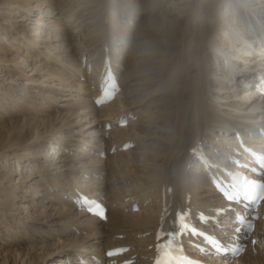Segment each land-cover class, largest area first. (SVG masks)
<instances>
[{
  "label": "bare ground",
  "instance_id": "obj_1",
  "mask_svg": "<svg viewBox=\"0 0 264 264\" xmlns=\"http://www.w3.org/2000/svg\"><path fill=\"white\" fill-rule=\"evenodd\" d=\"M11 1L13 0H0V4L3 2L9 4ZM22 1L24 0H20V2ZM33 1H37V4H28L29 2ZM43 1L44 0H27V3L24 2L25 5H22L21 3L18 5L19 7L26 10L27 13L25 14H28L32 8L38 7L40 10V2ZM89 1H91V4L93 3V6H91L92 10L90 12L95 11L94 17L98 11L105 10L107 14L105 18H109V20H111L108 22L115 20L114 14H121L122 9L124 10V7L128 8L132 5V8H134V0ZM89 1L87 0V2ZM153 2L159 3L160 0L149 1V6H153ZM220 3L224 4L226 7L228 6L236 8L239 14L237 15L239 17L236 19L232 16L234 19L233 23L232 20H229L226 17L223 18L224 21H227L226 26L229 25L228 27L223 28L230 29L229 32L223 31L221 25L217 24L216 21L213 20L217 19L218 5H220ZM257 4L260 5V8ZM178 6H175L174 3H171L169 7L164 8L163 13L160 16L163 17V19L158 27H155V22L150 20V18H147L148 23H150L149 25H146V21H144L142 25L143 27H140L141 29L143 28L141 33L142 36L149 38L152 37L149 42H152L154 38L152 42L153 45L149 47L151 52V67L141 69L143 71H138L137 69L132 71V65L129 64V66H126L127 70L124 71L125 66L122 65L123 63L117 65V62L115 63L113 58L112 60H107L110 62V64H112V68L117 73L123 88V94L120 99H116L109 104L98 107H95L91 101V96L94 94L95 82L91 79L92 71L88 70V63L85 64V67L83 68L81 56L79 55L80 59H77L76 53L74 52V47L71 46L72 44L68 45V41L71 40L70 37H67V34H62V31H57L58 27L52 24L54 28L56 27V30L52 28L54 35H51V38H55L52 40H59L61 37L60 35L66 36V38L62 39L66 43L64 48L67 46L70 48H66L65 51L62 49L61 52H65V55L60 54L56 57H53L52 54H47L46 52L42 54H45L44 57L46 61L47 59H54V61L60 64L58 66L62 67L64 70H69L66 72L76 76V79H74L75 82L71 80L73 81L72 86L74 85L76 88L74 91L78 95V99L83 98L84 100V98L87 97L89 102L86 100L85 101L89 104L88 106L91 105V117L99 118L100 120H98V124L105 123L106 121L112 124L113 128L111 129L110 136L104 142L105 146H107L106 156H110L108 164L110 163L111 165L104 168L106 161L105 164L102 165L98 160H84L86 156L87 158L88 156L90 158L93 157L94 154L92 152H94L96 155L102 153L101 151L104 149L103 145L101 146L99 142L104 140L106 132L100 130L97 133L95 132L96 130H91L89 133L87 132V139L85 140V138H83L86 143L84 141L77 142L79 143V146L80 144H82L81 146H85L83 147L85 148V152H83L82 156L78 157L76 161L72 160L70 157H66L67 155L64 159H61V161L64 162L71 161L70 163L72 165L70 166L69 173L60 174L57 167L55 168V172L49 173L47 169L49 165L46 168L43 167L39 169V167H37V169H35L39 174L38 176L40 177L37 179V183L42 185L40 192H37V189L31 186L28 187L31 189L26 191L20 188L19 184L16 185V187L14 184H8L6 182L10 181V178H8L6 174L0 173V209L7 211V213H4L3 211V214H7V216L9 213H11L10 216H12V218L15 216V220L17 221L15 224L19 225L20 227V230L13 231L12 228L5 226V231H7L6 233L11 234L9 236L19 237L20 240H23L26 236L25 241H27L24 245L18 244L20 247H17V249L13 251V264H16L17 258L15 257H19L20 254L24 260H22V264H38L40 260H44L49 257L52 258V260H58V258L64 257L61 255L62 253H65V259L69 260L72 264H78V259L76 258L78 253L84 256L85 253H91L95 251L97 247L106 248L112 245L126 244V239L127 243L131 245H134L135 241L141 242L142 255H145L146 248H143L142 244L145 243L148 245L149 240L148 236H143V233L147 232L150 227L155 226L156 215L155 205L148 204L145 207L143 206V203L148 201V194L151 190L154 192L153 194L156 195L158 186L163 183L165 176L170 173V168L174 169V156L179 151L185 152V154L181 155L179 158V165L177 164L178 168L181 170L180 172L183 176L192 179L189 187L193 190V192L197 196L203 197L202 194H199V190L203 192L206 191V185L202 184V177L199 175L184 174L183 169L185 166H187V164H191L195 161L197 155L203 148V142L205 141V138H209L212 136V133L215 132L216 135L221 133L219 135H222L223 138L225 137L227 140L234 142V136H232L234 131L236 130L242 133V127L246 129V123L250 128H256L257 130L258 126H256V121H254L257 115H254V113L256 111L261 112V107H264V105L262 106L264 99L262 98V100L259 99L257 102H255V98H253V96L256 93L254 91H246L243 98L245 100L244 102L242 101L243 99L241 102L238 101L237 103H235L236 101H226L227 105L225 106V109H227V112L220 113L218 108L221 107L220 105L223 102L222 100L232 98L228 95L230 89L228 90L226 88L224 81L227 79L229 84L233 81V77H230V75L227 74V76L223 75V70H221L223 66L220 65L219 59L221 56L225 55L229 58V61H231V65H233L234 62L237 63L239 60L250 63L253 62L252 59L250 61L247 60L248 50L245 49L244 46L238 45L242 49L236 46L233 50H231L232 48L230 49L231 44H234V40H232L231 36H234L235 34L240 36L242 35L240 34L241 31H243V34H246L245 36L243 35L245 40H242L243 42L241 43L246 44L247 41L251 44L254 43L255 48L253 49H258L260 51V55H264V44H260L262 47L255 46V33L251 32L252 30H255L256 27H258L257 31H264V21L262 20L264 19V13L260 12L261 7L264 6V0H189L185 2L184 9L180 10L181 8ZM118 9L119 11H117ZM136 10L137 12L139 11L138 9ZM180 13L181 15H179ZM94 17L88 18L91 19ZM128 17L133 19L131 16ZM39 21H42V19ZM20 25L23 26L21 30L28 32L26 24L20 23ZM144 26L152 29L149 30L148 28H144ZM73 27L74 26H72V28ZM10 29L4 30H10L9 34L7 32L4 34L5 36L9 35V37H11V34H14L13 29ZM217 31L222 32L220 37L227 35V39L231 41L229 48L227 46L222 47L221 45L227 44L226 40H224L225 43H221L218 42L217 39H214L215 37L213 35L214 33H217ZM247 32H249V35ZM33 34L35 33L33 32ZM256 34L258 35L259 33L257 32ZM46 35L49 36V33ZM121 35L124 34L121 32ZM109 36H111L114 42H119L120 40V38L115 34L111 35L110 31ZM13 38V40H16L14 36ZM39 41L40 43H44L46 50L49 49L51 51L53 48H56L59 53V46H63V44H54L50 46L41 40ZM122 43L125 44L123 41ZM143 43H145V41L137 42L136 44L138 45L140 51L145 53L146 50H144ZM105 46H108V44L106 43L103 48H105ZM242 50L244 51L241 52ZM242 54L245 55L241 56ZM115 55H120V53L116 54L115 51H113L112 56ZM59 57H67V63L60 62L61 60H59ZM215 60H217V62ZM10 62L19 64V61H16L14 58H11ZM131 62L133 65H136L135 61ZM63 64L71 65V67H64L62 66ZM258 64L261 63L253 65ZM215 67L219 69L220 73L213 71ZM135 68L136 67H133V69ZM56 70L57 69L54 68V66L51 68V66L47 65V76L49 77L54 71L57 72ZM140 72H142L144 75L148 74V77L144 80L146 83L145 87H143L141 91L140 89H136L135 91L131 88L128 90L129 86L136 84L131 82ZM258 74L263 75L261 72ZM53 75L56 76V74ZM61 76L56 77L59 81L57 84H62V87H67L71 82H69L66 77L62 78ZM262 78L264 79V75ZM85 82L87 83L85 84ZM38 86H40V84ZM55 88L50 86L47 87V90L53 92ZM223 89L225 94H220V91ZM28 93L25 94L26 99H22L23 97L20 95L15 100H17L19 103L22 102V104L25 103L23 104L25 106L21 107L20 111L26 110L27 108L28 111L26 110V112L29 113V115L23 118L21 124H19L17 121L15 124L6 125V133H0V159L6 162L8 157L12 156L14 159L23 160L24 164H31V166H33L34 164L31 163V159L28 160L26 155L29 156V152H32L33 150L43 151L44 147L46 146L45 141H48V136H55V138L59 139V142H56L53 148L58 149L59 144H61V148L65 147L68 149L71 146L75 147L74 144L69 142L70 138L72 137L71 133H73L70 128L73 127L75 123H82L84 118L82 113H80V115L76 114L77 116H80L78 119L76 118V120H72L70 114L67 115L54 113L52 115L49 110L43 109L44 105L42 107L40 106L38 109L35 108V110H31L30 104L27 101V98L30 97ZM70 93L71 91H69V94ZM10 94L12 95L11 92ZM81 94L84 96H81ZM207 94L208 98L206 97ZM258 94L259 93L256 94L257 98L259 96ZM155 95L158 97L156 99H151ZM186 97H188L187 101L184 99ZM66 98L68 97H61L60 100H65ZM145 98H147L148 101L144 106L142 105V102ZM35 99L36 96L34 97V100ZM119 100H121L119 103H122V106L118 105L117 101ZM80 102L78 104H82ZM47 103L49 104L50 102ZM137 109L144 112L142 117L145 118L136 121L132 126L129 127L116 126L115 121L118 120V117L121 116L129 118V115L132 117L138 112ZM32 114H38L42 116L41 121L37 120L35 116H31ZM48 115L50 116L47 118ZM71 115L73 116V114ZM240 117L245 118V120H249L241 125L242 127H238V125H236V123H240L236 121V119ZM143 119L146 121H143ZM229 119L232 120L233 123L228 121ZM220 121L222 122L218 124ZM36 122H43V127L39 129L37 124L35 127L34 123ZM159 122L164 123L165 128L158 129V126H153V124ZM228 123H231L230 128H234L235 130H230V128L227 127L224 129L215 127L220 124L224 125ZM259 127L264 128L263 125H259ZM149 128L152 130L150 132H146ZM157 130L158 132H156ZM161 131V135L156 134H160ZM95 135H97L96 138ZM143 135H146V137L150 138L149 142L146 143L148 140L144 139ZM255 135L258 136L257 134ZM93 138L96 140H93ZM29 139H34L35 144L27 148L21 147V145H26L22 144V141ZM128 139L132 140L133 142H139L141 145H145V143L147 145L143 148L141 147L143 150H146V152L143 153V159H139L141 162H143L139 172H135V168L133 167L135 158L130 157L132 150H121L120 143ZM115 143H117V145H115ZM112 146L117 148L119 147V149L115 150V154H109ZM25 149H28L29 152L26 154L20 153V151H24ZM79 152H82V149H80ZM113 155H116V158H118L117 164L116 162L114 164L113 158H115V156ZM137 158H139V156ZM23 170L26 172V174L21 175L23 178L20 179L21 184L28 182V180L31 181L32 177L34 176V169L26 170L23 168ZM23 170L21 171L22 173H24ZM78 173H80V175H78ZM107 174H109L111 177L109 180H116L117 183H108L106 180H104L105 184H107L109 187L102 185V179ZM43 175L44 177L42 178ZM62 175L65 177H62ZM80 177L82 178L81 180H83V182L78 184V182L75 180H78ZM114 177H116V179ZM131 181L132 183H130ZM120 183L122 185H118ZM53 185L56 188L52 187ZM115 186L118 187L116 188ZM83 189L86 192H89L91 196H101L107 202L109 211L107 213V219L105 222L95 221L85 217L80 211H75L74 206L69 201V196L71 194H75L74 191ZM129 189L131 194L127 195L126 191ZM181 189H185V185H181ZM206 193L210 194V192ZM47 194L56 196L55 199L53 198L52 204L57 205L58 207L52 208L53 211L48 210L47 208L49 207L44 206L45 208L39 209L33 205L34 203H44L45 198H47ZM131 199L140 205L141 209L139 212H132L130 210V206L132 204ZM19 217L23 220H21ZM28 221H31L32 224H27L26 222ZM56 221H58L59 225H62L60 231H54L51 228L53 224L57 223ZM38 223L43 224V226L37 225ZM37 228H41V230H37ZM30 231L39 234V238H42V243L45 244H35L38 239L34 236H31ZM64 231L66 233H64L66 237L64 236L65 239L63 240V243L57 245V242H54L56 241L54 239L57 237L53 233L55 232L58 235L60 232ZM79 231L80 233H83V235L80 237H77L79 236L78 234L76 236L72 235L73 237L71 238L68 237L76 232L79 233ZM45 233L47 235L44 238L42 235ZM135 233H139L140 235L137 236ZM50 237H53V239H51L52 241L46 243V240L48 238L50 239ZM13 241H15V239H13ZM101 243L103 244L98 246ZM67 247L70 249L67 250ZM53 248L56 251L61 250V252L57 254L54 251L55 254H57L56 257H53L52 255L46 257ZM0 260H3L1 264H7V259H5L4 256H1ZM241 261L242 264H264V253L261 249L252 247ZM49 264L65 263L63 260H61L49 262ZM136 264H143V262L142 260H139Z\"/></svg>",
  "mask_w": 264,
  "mask_h": 264
},
{
  "label": "rangeland",
  "instance_id": "obj_2",
  "mask_svg": "<svg viewBox=\"0 0 264 264\" xmlns=\"http://www.w3.org/2000/svg\"><path fill=\"white\" fill-rule=\"evenodd\" d=\"M26 1L27 0L20 2V0H13L9 4H7L5 2L0 4V133H6V130H7L6 125L15 124V123H17V121L19 124H21V121L23 120V118H25L29 115V113L26 112L27 108H26V110L20 111V108L25 106V105H23L25 103L22 104V102L19 103V102H17V100H15L20 95H21V97H23L22 99H26L25 94L28 92H29L28 94L30 95V97L27 98V101L30 104L31 110H35V108L38 109L40 106L42 107L44 105L43 109L49 110L52 115L54 113L67 114V115L70 114V116L72 117L71 119L76 120V118L78 119L80 117L77 115H80V113H82V116L84 118L82 123L81 122L75 123V125L70 128L73 131V133H71L72 137L70 138L69 142L74 144L75 147L71 146L69 151H67L66 149L63 150V147L61 148V146H60L61 144L58 145L59 146L58 149L53 148V146L56 144V142H59V139L55 138V136H48L47 137L48 141H45L46 146L44 147L43 151L33 150L32 152H29L28 149H25L24 151H20V153H24V154L29 152V156L26 155V157L28 158V160L31 159V163L34 164L33 166H31V164H28V165L24 164L23 160L14 159L12 156L8 157V160H6V162L2 161V159H0V173L6 174V176L8 178H10V181H7L6 183L14 184L15 187H16V185L19 184L20 188H22L23 190H26V191L30 190L31 188H28V187L31 186V187H34L35 189H37V192H40L42 185H39L37 183V179H39L40 177L38 176L39 174H38V172H36L35 169H37V167H39V169L43 168V167L46 168L49 165L47 167L49 173L55 172L56 167L58 168V172L60 174L69 173L70 172L69 171L70 166L72 165L70 163L71 161H65L64 162V161H61V159H64L65 156L67 155L66 157H70L72 160L76 161L78 159V157L82 156L83 152H85V149H83L81 146L82 144H80V146H79V143H77V142L78 141H84L83 138H85V140H86L89 131H91V130L95 131L96 130L95 132L98 133L102 129V123L98 124V120H100V119L96 118V117L95 118L91 117V113H90L91 105L88 106L89 104L87 102H89V101H88L87 97L84 98V100H83V98L78 99V95L74 91L76 88L74 87V85L72 86V84H73L74 79H76L75 78L76 76L69 74V72L65 73V71H61L62 69L58 66V65H60V64H58V62L54 61V59H47V61H46L45 57H44L45 54L44 55L42 54L45 52L47 54L50 53L53 55V57L59 56L60 54L65 55V52H63V51L61 52V50L63 49L65 51V49L69 47V46H67L66 48H64L66 46V43L62 39L66 38V36L60 35L61 36L60 37L61 40L59 39L60 41L59 40H52V39H55L53 37L51 38V35H54L52 28H54V26H57L58 27L57 31H60V32L62 31V34H67L68 35L67 37H70L71 40L68 41L69 42L68 45L72 44L71 46L74 47V49H75L74 52L79 50V53L82 52L83 54H86V55L90 54L89 58H90L91 71H92L91 79L94 80L96 73H97L96 58H97L98 52H100L101 49H103L101 44L103 42H105L106 39L110 40L109 36L107 38L105 35H103V33H104L103 29L105 28L103 21L106 20V23H108L107 29L110 31V34L111 35L115 34L117 36L122 31L123 33H125V37L127 38V41L129 42V45H130L128 47V52L125 51V50H127V48L122 47V44H117V43H116V45H113L110 43L108 45L107 49H109L110 52L116 51V53H118V52L124 53L123 57H119V55L114 56V59L121 61V63H123V61L121 59H124V62L126 63V64H124L125 65L124 71L127 70L126 66H129V64L132 65V68H131L132 71H135L136 69L138 71H140L141 69H145L147 67L152 66V62L150 63L151 52L149 50V47L151 45H153L152 42L154 40V38H153L152 42H149L152 37L149 38V37L142 36L141 33L143 31V28L141 29L140 27H143L142 26L143 22L146 21V25H149L150 23H148L147 18L148 19L150 18V20L155 22V24H156L155 27H158L161 24L162 19H163V17H160V16L163 13L164 8H167L171 5V3H174L175 6L179 5L178 7L181 8L180 10H182V9H184L185 2H187L189 0H160L159 3L153 2L154 7L152 5L149 6V1H151V0H148V1L147 0H134V3H133L134 8H132V5L128 8L124 7V10L122 9L121 14H118V13L114 14L115 20H113L112 22H108L111 20H109V18L108 19L105 18L107 16L105 10L98 11V13H96V16L94 17L95 11L90 12L92 10L91 6H93V3L91 4V1H89V0H88L89 2H87V0H57V1L56 0H54V1L53 0H44L43 2H40V5H41L40 10L38 9V7L32 8V9H30L31 11H29L28 14H25V13H27L26 10L24 8L19 7L18 4L21 3L22 5H25L24 2H26ZM176 3H178V4H176ZM28 4L36 5L37 1L29 2ZM257 5L260 8V5L259 4H257ZM218 6L219 7H218L217 19H213V20H215L217 24H220L222 28L229 26V25L226 26L227 21L226 20L224 21L223 18L226 17L229 20H232V23H233L234 19L232 18V16L235 19L239 17V16H237L239 14H238L236 8L228 7V6L226 7L222 3H220V5H218ZM136 9H138L139 11L137 12ZM79 11H80V16L83 14L82 17L75 18V22H71V20L73 18H68V16L73 14V17H74L75 14H77L76 12H79ZM117 11H119V9ZM6 12H9V13H6ZM260 12L264 13V6L261 7ZM107 13H109V12H107ZM127 13H129V15L131 14L133 21L130 20L131 19L130 17L128 19L127 15H126ZM179 15H181V13ZM88 17H94V18L90 19ZM40 19H42V21H39ZM82 19H84L83 22H81ZM262 20L264 21V19H262ZM78 22H79V24L72 28V26ZM87 22H88V24L90 23V25L93 22H95L96 25L92 24L94 27L92 25L87 27V25H84ZM20 23L26 24V28L28 29L27 30L28 32H24L23 30H21L23 28V26L20 25ZM40 24H42V25H40ZM10 28L13 29L14 34H11L12 35L11 37H9V35L5 36L4 34L6 32L9 34V32L11 30ZM144 28H148V27L144 26ZM5 29H10V30L4 31ZM93 29H96V30H93ZM148 29L151 30L152 28H148ZM223 31L229 32L230 29H227V28L224 29L223 28ZM33 32L35 34H33ZM242 32L243 31H241L240 34H242V35H240V36L238 34L231 36L232 40H234L235 45L231 44V47H230V45H228V44H221L222 47L227 46L228 48L230 47V49L232 48L231 50H233L235 46L238 48H241L238 46V44H240V43H238V41L243 42L245 40V38H243V35L244 36L246 35L245 33L243 34ZM38 33H40V34H38ZM48 33H49V36L46 35ZM247 34L249 35V32H247ZM220 35H222V32L217 31V33H214V35H213L215 38L214 37H212V38L217 39L218 42H221V43H225L224 40L228 41L226 34H225L226 36H221V37H220ZM13 36L15 37L16 40H13L14 39ZM47 37L49 40L47 39ZM94 38H97V40L95 42H93ZM37 40H38V42H37ZM39 40L47 43L50 46L54 45V44H63V46L62 45L59 46L60 53L58 50H56V48L55 49L53 48L54 50L52 49L50 51L49 49L46 50L44 43H40ZM141 41H145V43H143L144 44V50H146L145 53L140 51V49L138 48V45L136 44L137 42H141ZM87 43H90V45L87 46L86 45ZM82 48H84V51H80V49H82ZM91 51H93L92 55H91ZM243 51L244 50H242L241 52H243ZM37 55H40V56H37ZM132 55H134V56H132ZM11 58H14V59H16V61H19V64H15L13 62H10ZM46 58H47V56H46ZM59 60H61L60 62L66 63L68 59H67V57H62V58L59 57ZM131 61H135L136 65H133ZM215 61L217 62V60H215ZM47 65L51 66V68L54 66V68L57 69L56 70L57 72L54 71L50 75L51 77L49 76L50 78L47 76L48 74L46 72L47 71ZM62 66L71 67V65H65V64H63ZM158 66H160V65H158ZM133 67H136V68L133 69ZM216 69H217V71L215 69H213V71L216 73H220V71L217 67H216ZM59 71L61 72V74L63 73L64 75L62 74V76H61ZM141 71H143V70H141ZM53 74H56V76ZM65 75H67V76H65ZM57 76H61L62 78L66 77L67 80L71 83H69V85L67 87H62L61 86L62 84H57V83H59V81L56 78ZM147 77H148V74L144 75V74H142V72H140L137 75V77L131 82V83H136V84H134V85L132 84L131 86H129L128 90H129V88H131L135 91H136V89H140V91H141L142 88L145 87V85H146L144 80ZM71 80H73V81H71ZM86 83L87 82H85V84ZM227 83L228 82L226 79V81H224V84H225L226 88L229 90L231 87L229 84L227 85ZM39 84H40V86H38ZM50 86H53L54 88L56 87L53 92L47 90V87H50ZM69 91H71L70 94H69ZM10 92L12 93L13 96L10 94ZM159 93H160V91H159ZM220 94H225L224 89L220 91ZM228 95L232 98H227L226 100H222L223 102L220 105L221 107L218 109H221V108L225 109V106L227 105L226 101H228V102L229 101H231V102L236 101L235 103H237L239 101V99H238V98H240L239 95L236 94L237 95L236 96L235 94H232V96H231V93H228ZM35 96H36V99L34 100ZM61 97L62 98L68 97V98H66L65 100H60ZM157 97L158 96L155 95L151 99H156ZM206 97L208 98V94L206 95ZM253 98H255V100H254L255 102L258 101L257 100L258 98L256 97V95L253 96ZM184 99H185V101H187L188 97H186ZM263 99H264V97H263ZM80 101H83V102H80ZM147 101H148V99L145 98L144 101L142 102V105L145 106ZM242 101L244 102L245 100L243 99ZM47 102H50L49 103L50 105ZM79 102L82 104H78ZM239 102H241V101H239ZM263 105L264 104H262V106ZM54 107H56V108H54ZM87 107H89V108H87ZM262 108H264V107H261V109ZM142 113L144 114V112H142ZM256 113H257V111L254 113V115H257ZM71 114H73V116ZM50 115H48L47 118ZM31 116H35V118H37V120H40V121L42 119V116H40L38 114H36V115L32 114ZM143 121H146V120L143 119ZM228 121L233 123V121L230 119ZM254 121H256V120L254 119ZM221 122L222 121L218 122V124ZM41 123L36 122V123H34V126L36 127V124H37L38 128L40 129L43 127V122H41ZM87 123H89V124H87ZM262 125L264 126V124H262ZM153 126H158V129L165 128L164 123H162V122L153 124ZM79 127H81V128H79ZM74 128H77V129H74ZM170 128H171V126H170ZM151 130L152 129L149 128L146 132H150ZM156 132H158V130ZM156 134L161 135L162 131L160 132V134H158V133H156ZM106 135L109 136L108 133H106ZM57 137H59V136H57ZM96 137H97V135H95V138ZM95 138H93V140ZM146 139L148 140V141H146V143L149 142L150 138L146 137ZM104 142H105V139L103 141L99 142V144H101V146H102V145H104ZM146 143H145V145H141V143L138 144V146L136 145V147L132 150V151H134L133 154L130 155V157L135 158V162L133 165V167L135 168V172H139L141 170L140 168H141L143 162H141L140 160L143 159V153L146 152V150H143L142 148L147 146ZM22 144H26V145H21V147L27 148V147L34 145L35 140L34 139L33 140H31V139L24 140V141H22ZM80 149H83V151L79 152ZM106 154H107V151L105 149V155L104 156H102L100 158L98 155H93L94 158L93 157L90 158L89 156L87 158V156H86V158L84 160H92V159L100 160V164H102V165L105 164V161H106V165L104 166V168L109 167V165H111L110 163L108 164L110 156H106ZM109 154H115V153L109 152ZM113 156H115V158H116V155H113ZM138 156H139V158H137ZM115 158H113L114 164H115V162L117 164L118 158H116L117 160ZM138 161H139V163H138ZM23 168H25L26 170H29V169L33 170L34 169L33 173H34L35 177L33 176L31 181L28 180V182L21 184L20 179H23L21 177V175L26 174V172H24ZM129 168H130V166H129ZM22 170L24 173L21 172ZM78 175H80V173H78ZM63 176L64 175H62V177ZM43 177H44V175L42 176V178ZM109 178L111 179L109 174H107L105 177H103L102 185L109 187L107 184H105L104 180H106V182H108V183H111V182L115 183L116 182V180H114V181L109 180ZM114 178L116 179V177H114ZM81 179L82 178H79L78 180H75V179L74 180L77 181L79 184V183L83 182V180H81ZM121 183L118 185H122ZM130 183H132V181ZM52 187H55V186L53 185ZM115 187L117 188L118 186H115ZM53 198L55 199L56 196L47 194V198H45L44 203H41V202L39 204L34 203L33 205H35L39 209L49 207L47 209L50 211H53L52 208H57L58 206L54 205V204H52L53 206H51L50 204H47V203H52ZM3 211H4V213H7V211L0 209V224H1L0 225V258H1V256H4L5 259H7V264H13V262H14L13 251H15V249H17V247H20L19 245H21V244L24 245L27 241H25L26 236L24 237L23 240H20L19 237H11V236H9L11 234L6 233L7 231H5V226L12 228L13 231L20 230V227H19V225L15 224V222H17L15 220L16 219L15 216H14V218H12V216H10L11 213H9L7 216V214H3ZM138 214H140V213H138ZM23 217H24V215H23ZM21 220H23V219H21ZM56 222L57 223L53 224L51 226V228L54 231H56V230L60 231V228L62 227V225H59L58 221H56ZM26 223L32 224L31 221H28ZM37 225L43 226V224H41V223L40 224L38 223ZM32 230H36V229H32ZM37 230H41V228L40 229L37 228ZM65 231L60 232L58 235L55 232L53 233L57 237L56 239H54V240H56L54 242H57V245L63 243V240L65 239L64 236L66 234ZM30 234H31V236H34L35 238L38 239V241L35 242V244H45V243H42L43 239L39 238V234H37L33 231H30ZM77 234L79 235L77 237H80L81 235H83V233H80V231H79V233L76 232L74 234H71L68 237L71 238L73 236H76ZM46 235L47 234L45 233L44 235H42V237L44 236V238H45ZM12 236H13V234H12ZM14 236H16V235H14ZM13 239H15V241H13ZM51 239H53V237H50V239L48 238L46 240V243L51 242L52 241ZM17 241H20V242H17ZM66 249L69 250L70 248L67 247ZM54 251L57 254H59V252H61V250L56 251L53 248L52 251L49 252V254H47L46 257H48L50 255H52L53 257H56L57 254H55ZM78 254H80V253H78ZM61 255H63L64 257H60V258H58V260H56V259L52 260V258L49 257V258H46L44 260H40V262L38 264H49V262L61 261V259L66 258L65 253H62ZM15 258H17L16 264H22L23 258L21 256V254L19 255V257L16 256ZM1 262H3V260L2 261L0 260V264H1Z\"/></svg>",
  "mask_w": 264,
  "mask_h": 264
},
{
  "label": "snow or ice",
  "instance_id": "obj_3",
  "mask_svg": "<svg viewBox=\"0 0 264 264\" xmlns=\"http://www.w3.org/2000/svg\"><path fill=\"white\" fill-rule=\"evenodd\" d=\"M225 198L230 202H244L246 207H252L264 201V184H258L254 181H246L239 188L233 186L232 189H226L224 191ZM91 209V206H89ZM96 207H100L96 205ZM96 215L103 217V210L96 212ZM239 224L243 225V228L236 227L235 232L240 233L245 229L251 231L252 225L245 221L243 216L238 217ZM176 223L178 226L177 232L166 233L163 237L158 235V243L156 252L157 255L154 259V264H194L193 261L181 255V249L176 245V240L178 236L184 234L185 232H191L192 235H199L203 237L206 243L215 247L217 252L230 251L232 255H239L244 251L243 247L239 244H234L230 248L223 245V242L217 240L215 237L208 235L202 231L197 230L195 227L190 226L187 219V214L178 211L176 213ZM255 243V241H253ZM125 251L123 249H117L109 251L108 256H114L120 254V252Z\"/></svg>",
  "mask_w": 264,
  "mask_h": 264
}]
</instances>
